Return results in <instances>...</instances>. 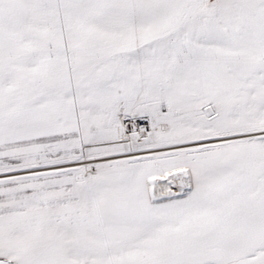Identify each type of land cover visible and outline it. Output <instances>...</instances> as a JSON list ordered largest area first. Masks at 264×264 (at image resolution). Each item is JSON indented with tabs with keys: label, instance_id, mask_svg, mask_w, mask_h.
<instances>
[{
	"label": "snow or ice",
	"instance_id": "6c2138e0",
	"mask_svg": "<svg viewBox=\"0 0 264 264\" xmlns=\"http://www.w3.org/2000/svg\"><path fill=\"white\" fill-rule=\"evenodd\" d=\"M0 264H264V0H0Z\"/></svg>",
	"mask_w": 264,
	"mask_h": 264
}]
</instances>
